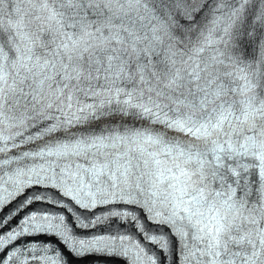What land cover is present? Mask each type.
<instances>
[{
  "label": "snow or ice",
  "instance_id": "obj_1",
  "mask_svg": "<svg viewBox=\"0 0 264 264\" xmlns=\"http://www.w3.org/2000/svg\"><path fill=\"white\" fill-rule=\"evenodd\" d=\"M93 255L264 264V0H0V264Z\"/></svg>",
  "mask_w": 264,
  "mask_h": 264
}]
</instances>
